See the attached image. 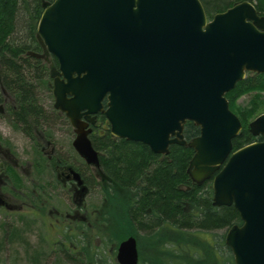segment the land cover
Here are the masks:
<instances>
[{
	"label": "water",
	"instance_id": "95a60500",
	"mask_svg": "<svg viewBox=\"0 0 264 264\" xmlns=\"http://www.w3.org/2000/svg\"><path fill=\"white\" fill-rule=\"evenodd\" d=\"M43 6L38 38L59 64L51 72L54 108L73 126L78 154L100 167L89 139L99 114L115 138L155 154L168 155L172 145L193 149L190 179L198 186L212 180L213 206H234L240 215L242 225L225 236L235 264H264V113L248 125L263 140L233 151L242 124L226 98L248 72L264 74V16L250 1L211 20L200 0ZM187 122L200 130L189 142ZM117 262L139 263L136 237L119 244Z\"/></svg>",
	"mask_w": 264,
	"mask_h": 264
},
{
	"label": "trees",
	"instance_id": "16d2710c",
	"mask_svg": "<svg viewBox=\"0 0 264 264\" xmlns=\"http://www.w3.org/2000/svg\"><path fill=\"white\" fill-rule=\"evenodd\" d=\"M53 1L0 0L1 83L14 99L15 105L8 109L10 117L17 127L26 134L30 132L31 136L33 130L41 128L42 120L47 121V112L37 94V84L43 82L42 75L46 74V68L43 65L39 68L40 60L34 59L35 63L29 54L42 52L37 26L43 4ZM244 1L253 3L259 14L264 16V0H201L209 18ZM36 77L37 81L34 80ZM263 92L264 74H253L238 82L226 95L230 109L240 118L243 127L239 136L233 140V150L256 140L249 132L248 124L251 119L264 112V102L261 100ZM252 93L256 95L248 109L238 106V98ZM199 133V127L192 122L185 125L184 135L187 141ZM90 139L93 147L100 153L102 180L98 184L104 191V204L99 210V216L93 215L97 231L93 228L92 239L104 238L105 242H110L123 240L129 235L140 237L139 241H146L155 247V253L148 260H144L141 255V263L163 264V260L180 255L174 252L181 244L187 243L186 234L202 235L241 224L239 213L233 206H213L211 181L197 186L190 179L187 169L194 155L193 149L172 145L168 155L155 154L142 143L114 138L104 116L99 117ZM12 170V166L7 167L8 172L12 173ZM13 177L21 189V179H18L16 173ZM43 188L45 187L41 185L40 189ZM38 189L39 187L36 188L32 203L39 207L44 195ZM62 229H65L61 231L65 239L73 244L74 227ZM138 229L149 233L148 236L143 238ZM103 230L105 233H102ZM203 243L209 242H194L195 247L192 246V249L204 247ZM82 244L81 251L88 263H98V259H93V254L84 246L85 242ZM185 248L189 252L188 245ZM141 249L139 242V250ZM192 249L190 255L193 254ZM171 261L166 263L173 264V258ZM193 262L201 264L199 260ZM175 264L182 262L175 261Z\"/></svg>",
	"mask_w": 264,
	"mask_h": 264
},
{
	"label": "rangeland",
	"instance_id": "374dc122",
	"mask_svg": "<svg viewBox=\"0 0 264 264\" xmlns=\"http://www.w3.org/2000/svg\"><path fill=\"white\" fill-rule=\"evenodd\" d=\"M42 48L41 53L31 52L29 56L35 63L36 60L34 59L37 58L40 60L39 68L42 65L46 68V74L42 75L43 82L36 84L38 85L37 94L39 102L47 112V121L42 120L40 123L42 124L41 128L33 130L31 133L32 136L30 132L26 134L20 127H17L10 117L8 109L13 107L15 103L11 93L2 85L0 75V152H2L0 153V164L3 162L13 166L12 173L10 171L8 172L6 168L5 170L2 169L0 173L7 183L4 185L1 193L6 196L7 204L14 205L11 209L0 208V264H91L90 262L88 263L83 253L82 256H77L69 252L72 251L73 246L72 243L65 239L61 232L65 229L60 230V233H55L49 225L53 220V218H50L49 210L53 208L60 210L59 208H61V211H72V208L64 197L58 195V192H54V170L53 166L48 162L46 153L51 152L54 146L55 148H59L62 153L67 150L66 153L74 154L72 149L74 132L66 116L54 109L53 79L51 78V72L56 70L58 62L54 56L45 50L43 45ZM25 57H27L26 54ZM253 74L255 73L249 72L246 77L252 76ZM34 75L36 76V74ZM34 80L37 81L38 77ZM254 95L256 93L242 95L237 99L238 106L248 109L251 106ZM261 100L264 102V92L261 93ZM254 119H251L249 123ZM105 127L108 128V125L105 124ZM5 149L9 150V153ZM76 158H78L77 155ZM31 166H33V170H31ZM14 173L17 174L19 180L21 179V189L20 186L18 187L16 185V179L13 177ZM26 174H28V178H26ZM93 176L92 193L87 199L93 214L99 216V210L104 204L103 187L98 184L102 177L97 175L95 168L93 169ZM30 180L33 183L29 182ZM41 185L45 188L40 189ZM31 187H35V190L39 187L40 191L42 190L44 196L41 198L47 206L42 211L40 210L38 214H33L26 208L23 209L25 195L34 192L32 191L33 189H30ZM93 228L94 231H97L94 224L91 230ZM138 230L142 237L148 236L149 234L141 229ZM227 230H213L202 235L194 236L186 234L187 243L184 245L181 244L174 252L180 255L163 260V262L165 261L163 264H168L166 261L172 262V258L173 264H175V261L182 262V264H191L193 261L198 260L200 263L212 262L215 258L209 256L212 251L208 250V243H203L204 247L197 246L198 250L192 249V246L195 247L193 245L194 242L201 241H208L210 244L214 243L218 245L216 247L219 253L218 259L221 263L226 264L231 259L229 251L224 246V238ZM102 233H105V230ZM78 235L81 234L78 233ZM134 237L140 240V237ZM123 240L105 242L104 238H91L92 245L87 246V248L93 254V259H98V263L95 264H118L116 258L117 248ZM53 241L59 244L54 245ZM64 242L69 243L70 246H64ZM138 242L142 245L141 255L144 257V260H148L149 256H153L155 253V247L147 244L143 240ZM186 245H188L189 252L186 251ZM191 249L193 250V254L190 255ZM190 258L192 259L190 260ZM139 264L145 263H141L140 260Z\"/></svg>",
	"mask_w": 264,
	"mask_h": 264
},
{
	"label": "flooded vegetation",
	"instance_id": "af4514ba",
	"mask_svg": "<svg viewBox=\"0 0 264 264\" xmlns=\"http://www.w3.org/2000/svg\"><path fill=\"white\" fill-rule=\"evenodd\" d=\"M99 120V119H98ZM95 126V125H94ZM89 126V127H94ZM74 132V131H73ZM74 139H75V133ZM263 137L259 138L256 137L255 141H262ZM74 141V140H73ZM72 149L74 154L66 153L67 150L62 153L59 148H55L53 146L51 152H47L46 156L48 158V162L51 166H53V172H54V192H58V195L64 197L67 202L70 204L72 211H61L57 210L55 208L49 210L50 218L53 220L49 223L51 229L57 233H60V230L62 228H66L69 226L74 227V234L72 233V236H74L73 240L75 241L72 244V253L74 255H81V245L82 241L84 240L85 244L84 246H91V232L93 227V211L90 208V204L88 203V197L92 193V182L94 181L93 176V169L94 167L88 163L77 153L75 148L73 147L72 142ZM6 150V149H5ZM9 153V150H6ZM2 153V152H0ZM7 154V153H6ZM76 155L78 158H76ZM7 161V159L5 158ZM8 166H12L9 163H3L0 164V173L5 168L7 169ZM13 167V166H12ZM31 170H33V166H31ZM97 175L100 177V170L95 168ZM75 173H78L80 175V178L82 180V184L80 185L78 183V180H76ZM26 178H28V174H26ZM3 179V176L0 174V193L3 191V187L5 184H7ZM102 180V179H100ZM104 181V179H103ZM33 183V181H29ZM30 189H33V193H29L25 195V198L23 200V209H28L33 214H38L40 210L44 209V207L47 208L45 205V202H42L39 207L32 203V198L35 196L34 193L36 192L35 187H31ZM83 190V192H82ZM29 192V191H28ZM2 194V193H1ZM3 195V194H2ZM5 199L6 196L3 195ZM31 202V203H30ZM13 204H7L6 206H3L4 209H11L13 208ZM242 224V222H241ZM239 224V225H241ZM81 234V235H78ZM52 241V240H51ZM54 242V241H53ZM59 243L54 242V245H58ZM64 246H70L69 243L64 242ZM209 247V251H214L213 254L210 253L209 256H212L215 258L212 262H206L202 264H223L220 262L219 253L216 247L218 245L216 244H210L207 245ZM224 246L229 251V256H231V259L226 262V264H235L234 263V257L232 254L231 249L224 244Z\"/></svg>",
	"mask_w": 264,
	"mask_h": 264
}]
</instances>
